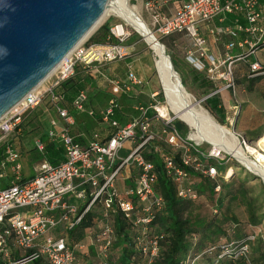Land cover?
Wrapping results in <instances>:
<instances>
[{
	"label": "built area",
	"instance_id": "2783aa9c",
	"mask_svg": "<svg viewBox=\"0 0 264 264\" xmlns=\"http://www.w3.org/2000/svg\"><path fill=\"white\" fill-rule=\"evenodd\" d=\"M146 7L151 11L153 33L161 39L181 35L190 40L186 60L196 71L206 72L215 87L213 95L228 92L236 95L234 64L237 62L254 58L250 63V77L264 76V63L259 59V52L264 58V0H186L170 17L163 16L152 3ZM228 15L240 17L236 29L223 26ZM216 20L221 26L212 29ZM203 28L214 38L215 45L223 37L229 38L223 58L210 54ZM117 29L118 26L110 29L109 40L116 38L111 44L85 41L51 77L55 78L54 83L43 91L39 87L0 120V147L4 149L0 180L6 179L8 172L12 176L8 186L0 187V264H36L41 259L47 264H83L78 255H87L88 247H72L68 235L79 230L91 214L93 228L86 240L97 250V264H111L109 255L116 241L112 219L118 215L139 229L136 248L145 255L146 264H153L160 254L162 237L150 234L149 226L164 211L166 203L155 191L157 167L147 156H161L163 168L178 186V197L182 200L198 199L194 188L189 186L193 175L213 181L221 177L219 168L226 164L224 152H215L213 148L206 154L193 141L185 139L177 128L178 118L167 102L163 105L157 100L158 93L152 95L150 105L136 107V115L124 126L120 125L115 119L119 96H131L145 86L131 69L126 79L109 81L113 97L99 113L102 123L112 133H94L86 146L72 136L75 119L53 90L72 78L79 66L92 70L96 64L112 65L128 60L131 52L125 43L126 34H119ZM236 47L247 48L248 52L233 56L231 52ZM46 100H50L51 110L58 115V120L50 122L48 137L60 144L65 161L56 166L44 161L34 178L22 183L21 155L10 142L21 134L19 127L25 114ZM87 101V93L81 92L73 108L84 112ZM234 103L237 101L233 100ZM237 109L234 105L233 113L230 107L227 114L226 122L231 127L239 115ZM88 115L94 117L95 112L88 111ZM237 137L247 149L245 139ZM127 142H130L129 149L124 146ZM36 148L44 152L39 140ZM220 192L221 186L217 185L216 193ZM96 225L100 226L98 230ZM56 231L62 236L58 237ZM254 240V236L249 237L234 256L247 257Z\"/></svg>",
	"mask_w": 264,
	"mask_h": 264
},
{
	"label": "trees",
	"instance_id": "16d2710c",
	"mask_svg": "<svg viewBox=\"0 0 264 264\" xmlns=\"http://www.w3.org/2000/svg\"><path fill=\"white\" fill-rule=\"evenodd\" d=\"M180 2L181 0H171V2ZM183 1V0H182ZM110 26L107 23L102 26L91 38V42L101 45L108 44L110 36ZM111 40V39H110ZM253 62V60H252ZM174 66V64H173ZM249 76L252 75L250 70V64H247ZM175 68V66H174ZM175 72L178 73L175 69ZM179 74V73H178ZM235 76V73H234ZM264 76H257L252 79L260 80ZM103 79V76L93 70L81 69L77 67L75 75L69 80L59 84L54 88L53 94L61 98V104L69 112L76 116V110L73 108V103L79 97L81 92H86L88 89L95 90L96 81ZM252 80V81H254ZM201 86L206 88L204 91V97H209L215 92L212 87H209V83L204 77L201 80ZM236 82V79H235ZM183 86L184 83L182 82ZM252 91V86L249 87ZM87 93V92H86ZM109 94V93H108ZM94 97L88 95V101L86 102L85 109L89 107L94 100ZM159 96H161L159 98ZM160 101H164L162 95H158ZM206 109L214 114L224 125L226 123L227 111L224 107L223 101L220 95H214L205 100ZM47 105L49 109L52 108L50 100H46L43 105ZM92 109V108H91ZM95 112V110H90ZM29 111L25 114L23 122L20 125L21 134L15 135L10 144L14 146L17 143L15 150L20 153L24 151V147L20 143L21 139L26 136L33 135L38 138L44 145V152L37 153L41 160H45L51 165H59L65 161L64 151L59 143L52 141L48 137L49 125L46 126L45 122H38L37 117L29 120ZM83 113V112H79ZM78 115V114H77ZM135 111L132 110V106L119 105V109L115 112V119L124 126L128 123L132 116H135ZM98 124L102 123V120L98 113L95 112V116L92 117ZM177 128L179 130V125ZM87 132L91 134L89 128H86ZM112 129L109 127L105 130L109 133ZM264 134V129L255 132L254 136H247L253 138V141H257L259 137ZM245 138V137H244ZM18 139V140H16ZM77 142L81 143L82 138H75ZM18 149V150H17ZM31 153L38 152L35 143V149L30 151ZM169 154L168 152H165ZM170 155V154H169ZM147 158L155 162L158 172V183L155 186V191L160 195L165 203L166 207L164 211L157 215L154 223L150 228V234L160 235V254L154 260L153 264H262L264 263V242L259 240L258 245L253 246L256 240L250 243L249 254L247 257L236 258L235 251H237L249 237L255 236V232H246L243 235V230L239 224H236L232 219H225V221H216V218L209 220L206 217H202L197 214L193 207L198 203L211 202L210 199L216 197L223 191V188H229V181L224 179L225 167H220L219 170L222 173L221 177L217 181L210 180L201 176L193 175L192 182L189 186H192L195 193L198 195L196 201L182 200L178 197V186L168 177L164 168L161 156L148 155ZM4 159V149L0 147V162ZM210 163V162H209ZM212 163V162H211ZM214 164V163H213ZM31 177L29 180L33 179ZM28 180L23 179L22 183ZM217 185L221 186V192L216 193ZM222 198H218L216 201H212L211 204L215 208L222 207ZM212 206V207H213ZM113 226L116 232V241L113 244L109 262L111 264H146L147 260L145 255L140 253L136 248V239L140 234L138 228L133 224L124 220L121 215H118L112 219ZM251 224L255 226L260 224L253 215L250 219ZM93 228L92 214L82 224L81 228L77 231H73L68 235V240L72 247L79 245H86L88 247L87 255L80 254L79 257L83 258V262L92 259L90 253L92 252L91 246L88 245L87 231ZM230 233L232 235H230ZM243 235V236H241ZM232 245V246H230ZM252 246L255 247L252 249ZM229 253H226L227 251ZM97 251V250H96ZM251 254V255H250ZM98 263V253L96 257ZM36 264H47L45 260H39Z\"/></svg>",
	"mask_w": 264,
	"mask_h": 264
},
{
	"label": "rangeland",
	"instance_id": "374dc122",
	"mask_svg": "<svg viewBox=\"0 0 264 264\" xmlns=\"http://www.w3.org/2000/svg\"><path fill=\"white\" fill-rule=\"evenodd\" d=\"M148 1L150 0H126V4L130 7L135 6L139 9V14L141 18L143 19L144 23L149 26L150 30L153 33L154 31L151 25V11L146 7ZM181 2L182 0L180 2L170 4L167 7H162L160 9L166 15H170L172 11H175L179 8ZM107 23L109 24V26H111V28L115 26L123 27L124 31L126 32L125 43L128 46H131L132 52L130 58L124 62L115 63L112 65H102V67H100L99 70L103 74V79H99L98 81H96L97 89H88L86 91L87 95H90V97H94L95 95H97L92 103L93 110H95V112L99 114L105 108L107 94L112 92V87L109 84V81L112 79H116V77H119L120 80H124L129 69H131L145 85L142 89H136L134 94H132L133 97L136 96L137 99L135 101L137 104L141 103L142 105H150L149 103L152 102L153 93H158L163 96L164 101L161 102L163 103V105H166L165 93L160 84L159 76L156 70L157 56L148 47L144 39L129 25H127L117 13H109L104 19V21L99 25L97 30L88 39H90L91 41L92 36ZM153 34L160 42V44L164 47L167 56L171 59L172 66L173 64L175 66V68L173 66L174 71L176 69V71L179 73L178 75H180L181 84L182 82L184 83L185 90L189 94H191L193 100L195 102H200L199 105H201V107L205 111H207V113L212 119H214L222 127L228 129L230 132H232L233 135L237 137L235 131L227 122L222 125L221 121L208 109H206V97H204L205 90L202 89L203 87L194 84L193 78L197 71L195 72L192 65L188 64V62L186 61L185 49H187L191 45L190 40L184 37L161 39L160 36L156 33ZM114 39L116 38L112 37V39L108 40L107 42L111 44L114 42ZM172 41H175V43L177 44V47L175 49H172L169 46V42ZM261 54L263 56V53L259 52V57H261ZM79 67L83 69L82 66ZM93 70H95L96 72V69ZM185 70L187 71L188 79L186 77ZM54 82L55 78L48 79L41 86V90L43 91L47 89ZM239 91L240 90L238 89L237 94L235 96L232 95L230 97H227L226 95H224L225 98L222 97L223 99H226L227 105L231 107L230 113H233L232 107L234 105L238 106V109L236 111H240L241 106L244 105L243 103L252 102L248 101V98L246 97L247 93H243L242 90L240 92ZM160 97L161 96H159V98ZM159 98H157L158 101H160ZM233 100L237 101V103H234V105ZM254 107L259 111V113L261 112L262 115H264V111L262 110L263 108H260L258 105H255ZM46 111H50L46 104L36 108L35 110H33L32 113L29 114V120L36 116L38 122H45L46 126H48L50 124L51 118L56 116V112L53 111L50 114H46ZM84 113L88 115V110L86 109ZM87 115H85L86 117H83V120L81 121L83 122L81 125L82 130L85 134H89L86 128H89V131L92 132L97 129V126L101 128H105L107 126L106 124L98 125L92 117H89ZM246 117L249 121L252 116L246 115ZM176 123L179 125V131L181 135L185 139H190L191 141H193L195 145L204 153L207 154L214 148L213 144L209 142L204 136H202L200 132H198L195 128L185 124L179 118L177 119ZM244 137L247 146L251 145V147L257 148V150L260 151V148L258 147L260 141H253L247 136ZM37 140L38 138H35L33 135L26 136L24 137V139L20 140V143L24 147V151L22 152L23 157L21 159V164L23 167L24 177L27 179L32 176H35L39 167L44 162V160H41L40 156L37 154L39 152H30L31 150L35 149V143ZM17 143L14 144L15 148L17 146ZM124 146L125 149H129L130 142H127ZM242 147L246 148V146L244 145ZM223 155H225L226 157V164L223 166L225 167L224 179L229 181L230 186L227 189L223 188V191L221 190L222 192L220 194H217L216 197L210 199V201L212 202L216 201L218 198L221 197L223 199L222 207H219V209H217L215 208V206H213V204H211V202L203 201V203H198L197 205H195V207H193V210L197 214H200L202 217H206L209 220L216 218V221L223 222L225 221V219H232L236 224H239L240 228L243 230V235L246 232H255V236L257 237L255 238L256 242L253 244V246L256 247V245L261 243L258 242L259 240H262V242H264V183L258 175H256L252 170H250L246 166L239 163L231 155L226 153H224ZM231 169L234 170V175L231 178H228L227 173ZM8 175H10L9 172ZM6 180L8 179L0 180V187H5L3 182H6ZM215 210L218 211L217 214H215ZM252 215L258 221H260V224L256 226L254 224H251L250 219ZM99 228V225L95 226V230H98ZM90 232L91 230L87 231V236L90 235ZM55 234L58 237L62 236L60 233H58V231H56ZM230 235L232 234L230 233ZM88 245L91 246V250L93 249L95 253L93 254L89 251L90 257L92 259L86 260V262H83V264H97V259L94 258L97 254L96 248L91 244ZM253 246L252 249L255 248ZM80 259L83 261L82 257H80Z\"/></svg>",
	"mask_w": 264,
	"mask_h": 264
},
{
	"label": "water",
	"instance_id": "95a60500",
	"mask_svg": "<svg viewBox=\"0 0 264 264\" xmlns=\"http://www.w3.org/2000/svg\"><path fill=\"white\" fill-rule=\"evenodd\" d=\"M113 1L0 0V120L97 30Z\"/></svg>",
	"mask_w": 264,
	"mask_h": 264
},
{
	"label": "bare ground",
	"instance_id": "6f19581e",
	"mask_svg": "<svg viewBox=\"0 0 264 264\" xmlns=\"http://www.w3.org/2000/svg\"><path fill=\"white\" fill-rule=\"evenodd\" d=\"M111 12L117 13L127 25L136 31L157 56L156 70L160 84L164 90L169 109L175 116L200 132L202 136L213 144L215 152H224L231 155L239 163L258 175L264 183V136L259 140L258 147L260 151H258L257 148L251 147V145L245 150V148L240 145L237 137L212 119L207 111H205L198 102H195L191 94L182 87L180 76L174 71L171 59L167 56L164 47L154 36L149 26L144 23L139 14V9L135 6H128L126 0H114L107 10L102 22ZM117 31L121 35L123 32L126 33L122 26H118ZM90 36L91 35L87 36L76 49L87 41ZM65 60L48 79L60 69ZM233 175L234 170H229L227 177L231 178Z\"/></svg>",
	"mask_w": 264,
	"mask_h": 264
},
{
	"label": "crops",
	"instance_id": "0c3cea01",
	"mask_svg": "<svg viewBox=\"0 0 264 264\" xmlns=\"http://www.w3.org/2000/svg\"><path fill=\"white\" fill-rule=\"evenodd\" d=\"M185 2H186V0H183L181 2V4H180L179 8L176 9L175 11H172L170 15H166L164 12L161 11L160 8H162V7L164 8V7L169 6L170 4L176 3L175 1L171 2V0H150L147 3H152L156 8H158L160 10V12L163 14V16L170 17V16H173L174 14H176V12L179 11L182 8V6L185 4ZM237 18L239 19L240 17L238 15H228V16H226L225 17V23L223 24V26L230 27L231 29H236L237 28V25H236ZM240 22L243 23V25L245 24V22L243 20H241V19H240ZM220 26H221V23L219 22V20H216V21H214L212 23L211 28L214 29V28L220 27ZM110 28H111V26H110ZM202 32H203L204 37L207 40L208 50H209L210 54H212V55H214L215 57H218V58L219 57L223 58L224 55H225L224 46L229 42V38L223 37L222 40L220 41V43L218 45H215L214 38L209 34L207 29L203 28ZM174 37H184V36L175 35V36H172V37H169V38H174ZM184 38H186V37H184ZM243 39H244V35L242 34V35H240L239 40L242 41ZM169 46H170V48L175 49L177 47V44L175 43V41H172V42H169ZM128 47L130 48V52H132L131 46H128ZM190 48H191V46H189L187 49H185L186 56H187V52H189ZM246 52H248L247 48L239 49L238 47H236L231 52V55L237 56L239 54H244ZM259 59H260V61L262 63H264V58H263L262 54H261V57H259ZM252 60H254V58L251 57V58H248L245 61L237 62L234 65V73H235V79H236V94H237L238 89L240 91L242 90L243 93H247L246 97L248 98V101H252L251 103H243L244 105H242L241 108H240L239 115L236 118L235 125L232 127L233 130L235 131L236 135H239V136H241L243 138H244V136L253 137L255 132H257L258 130L264 129V115H262L261 112L259 113V111L254 107L255 105H258L260 108H263L262 110L264 111V77L259 78L260 80H256L257 78H255V80H254V79H252L249 76V71H248L247 64H250L252 62ZM127 66H128V64H127ZM100 67H102V65H97L96 64L93 67V69H96V72L100 73L103 76V74L99 70ZM186 70H185V74H186V77L188 79V75H187V71ZM93 71H95V70H93ZM128 71H127V74H128ZM195 72H196V70H195ZM204 77H206V80L210 84L209 87L211 86L212 89L215 90V87L209 81V79H208V77L206 75V72H198L197 71L196 74L194 75V78H193L194 84L195 85H199L200 87H202L201 86V82H199L198 80H201ZM116 79H119V77H116ZM252 80H254V81H252ZM250 86H253V90L252 91L249 89ZM202 89L206 90V88H202ZM224 95H226L227 97H230V96H232V93L228 92V93H225L223 95H220V97H221V99L223 101L224 107H225L227 113H229L230 110H228V109H230V106L227 105L226 99L222 98V97H224ZM211 96H214V95L211 94L210 97ZM112 97H113L112 92L107 94V99H106V102H105V104H106L105 108L107 107V105H108V103H109V101L111 100ZM136 99H137L136 96L133 97V95L127 96V97L122 95V96H119V103H120L121 106H123V105L132 106V110L135 111L136 107L142 105L141 103L137 104L136 101H135ZM131 101H133V102H131ZM92 103L89 104V107H87L88 111H89V109L90 110L93 109V106H92L93 104ZM143 106H148V105H143ZM46 112H47L46 114H50V113L53 112V110L50 109V111H46ZM76 113L78 114V115L76 114V116H73L70 113L71 116L75 119V125L71 129V134H72V136L74 138H78V137L82 138V142L80 143L81 145L86 146L88 144V140L90 139V137L94 133H100L102 135H107V134L111 133V131L109 133L105 132V130H107L109 128V126L107 125L105 128H101V127L97 126V129L92 131L91 134H85L84 131L82 130V126L81 125H82L83 122H81V121L83 120V117H86L85 115H87V114L84 113V112L83 113H79L77 111H76ZM246 115H251L252 116L249 121L247 120ZM87 116H89V115H87ZM54 119L58 120V115L57 114H56V116L51 118L50 122L52 120H54ZM101 124H103V123H101ZM98 125H100V124H98ZM49 129H50V124H49ZM236 131H238V132H236ZM248 138L249 139H253V138H250V137H248ZM76 140H78V139H76ZM22 157L23 156H21V159H22ZM22 174H23V179L29 180L31 178L30 177V178L27 179V178L24 177L23 169H22ZM6 179H8V180H6V182H3L5 187L8 186L9 183L11 182L12 176L7 174Z\"/></svg>",
	"mask_w": 264,
	"mask_h": 264
}]
</instances>
